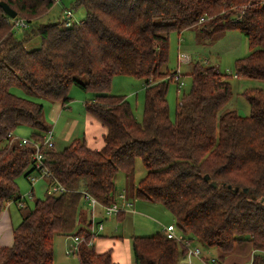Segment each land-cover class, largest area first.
<instances>
[{"label":"trees","instance_id":"trees-1","mask_svg":"<svg viewBox=\"0 0 264 264\" xmlns=\"http://www.w3.org/2000/svg\"><path fill=\"white\" fill-rule=\"evenodd\" d=\"M57 1L0 0L28 25L17 37L0 7V214L21 200L17 180L32 172V144L42 146L50 131L37 100L65 107L73 87L91 95L84 110L106 129L104 146L95 151L76 139L61 152L42 149L44 166L68 192L19 208L22 220L12 245L0 247V264H53L55 237L91 240V222L80 226L82 193L110 206L115 177L132 175L137 159L146 174L131 187L133 200L160 205L178 234L219 251L216 264L242 244L253 251L249 264H264V90L242 93L247 117L221 113L232 99L230 76L196 64L173 121L166 98L173 32L194 30L210 43L240 33L249 54L234 63L237 79L264 82V0H76L82 22L38 25ZM37 38L39 47L27 51ZM121 76L144 82L140 122L125 96L109 93ZM21 127L31 144L10 143ZM130 241L133 264H181L187 253L162 231ZM75 256L79 264H116L111 250L93 245L81 244Z\"/></svg>","mask_w":264,"mask_h":264},{"label":"rangeland","instance_id":"rangeland-1","mask_svg":"<svg viewBox=\"0 0 264 264\" xmlns=\"http://www.w3.org/2000/svg\"><path fill=\"white\" fill-rule=\"evenodd\" d=\"M76 0H64L61 3L56 2L55 5L51 8L49 12H47L45 15H43L41 18L37 20L38 25H44V24H52L61 22L63 20L64 15L62 14V5L66 6V9H69L73 14V24L80 23L85 18V12L82 8H74L73 4ZM62 16V18H61ZM15 34L17 37H20L22 34V29H15ZM180 46V47H179ZM39 47V39H34L27 43L25 45V48L27 51L35 50ZM180 50L178 51V49ZM169 57H168V63L166 65V68L171 73H176L179 71L180 74V83L182 86L179 87V84H176L174 81L170 82L168 85L167 90V102L169 105L170 110V118L173 121L175 119V113H176V104L177 101L182 97L183 94H187L191 87V79L187 75L190 68L193 67V65L200 64L202 66H214L221 74L227 75L230 85H231V91H232V99L229 101V103L225 106V108L222 110L221 113H225L227 111H235L238 115L241 117H247L249 115V106L247 102L244 100V98L241 96L243 92L246 90L251 89H261L264 90V82L261 81H255V80H240L234 78L235 71H234V63L237 59H241L246 57L249 54L248 44L245 40V38L238 32H227L224 35L219 36L215 41L207 42L203 41L201 36L198 34L197 31L194 30H186L183 31L180 34L177 33H171L169 36ZM183 53L186 54L189 57V61L187 64H181L178 66V54ZM70 92V98L72 103H83L82 100L79 99V96H83L86 98L85 101H87L89 98H91V95L83 93L78 88L73 87ZM14 93L22 94L19 91L14 90ZM110 95H117V96H125L128 102L131 105L133 114L135 119H137L138 122L141 121L142 112H143V106H144V82L142 80H137L131 77H115L112 81V86L110 89ZM78 96V98H74ZM84 101V102H85ZM38 103L42 104L44 107V121L45 124L49 127L50 132H52V126L53 123H51L50 118L48 116L49 108H51V105L48 104V102L43 100H37ZM73 105V104H71ZM70 105V106H71ZM73 109V112L75 114H78L81 112V110L76 109V106L73 105L71 107ZM69 114V113H67ZM54 126H56L54 124ZM53 126V127H54ZM60 128V132L64 133V130L62 128V124L57 126ZM53 133V132H52ZM31 134V131L27 127H21L17 129L14 132V136L18 139H29ZM53 136V144L54 145V151L61 152L66 146L69 144L67 143H61L60 146L57 145V139L55 133L52 134ZM146 174L145 168L143 167L142 162L137 159L135 161V168L134 173L132 175L126 176L122 173L118 174L119 181L118 185H122L124 189L127 190V193L130 195L131 193V187L135 186ZM17 185L19 189V196L21 198H26V203L28 208H32L34 206V202L36 200H40L45 197V188L44 181L38 180L34 186V199H28L27 195L31 191V185L28 181L25 180L24 177H21L17 180ZM115 191L116 193H119L120 190L119 186L115 185ZM136 200V199H134ZM16 208V205H14ZM154 206H157L162 212L165 211L160 205L154 204ZM166 216H168V212L165 213ZM156 214L151 215L148 219L150 222H152L154 226V232H146L143 230L141 233L146 234H136L141 235L143 237L152 236L155 235V233L158 231V228L160 225L161 218L157 217ZM158 218V219H157ZM115 218H111L109 221L114 220ZM96 222H98L96 220ZM108 224H102L103 230L99 232L101 235H105L106 231L110 228L111 233H109L107 238H118L122 236L123 243L122 245L125 246V242L129 238V235L127 234L126 230L121 226L118 228V231L115 232L114 224L113 222ZM165 227V226H164ZM160 230V228H159ZM132 233V232H131ZM138 233V232H136ZM118 241H116L117 243ZM72 245L71 238L66 237H55L54 243H53V250H54V260L53 264H79L77 257L75 255L72 256H66L65 252L67 249L70 248ZM121 246L120 243H117L116 246L111 249H114L116 252H120V249L117 247ZM194 247H197L200 249L202 256L210 259V258H217L218 252L217 250H207L203 246H201L199 243H195L193 245ZM98 249L96 248V251ZM128 252H131L130 246L128 247ZM121 253V252H120ZM117 264H133L132 259V253L130 256V259H128V255L125 251L121 254L120 257H117L116 259Z\"/></svg>","mask_w":264,"mask_h":264},{"label":"crops","instance_id":"crops-1","mask_svg":"<svg viewBox=\"0 0 264 264\" xmlns=\"http://www.w3.org/2000/svg\"><path fill=\"white\" fill-rule=\"evenodd\" d=\"M64 0H58L57 2H62ZM64 8V9H63ZM63 11L69 10L66 9L65 5H62ZM62 11V14H63ZM71 11V9H70ZM73 16V14H72ZM62 18V16H61ZM84 20V19H83ZM82 20V21H83ZM81 21V22H82ZM180 47V46H179ZM178 47V48H179ZM180 48L178 49V51ZM187 64V63H186ZM180 66V65H178ZM73 89V88H72ZM72 91V90H71ZM70 91V92H71ZM78 98V96L74 97ZM79 99L82 100L83 103H70L69 105L63 107L60 104H50L51 108H49L48 116L50 118L51 123H53L56 126H52V132L55 133L57 139V145L60 146L61 143H71L72 141L76 139H84L87 147L91 150L98 151L102 149L104 146V136L106 134V129L101 126L99 122H97L94 118H92L90 115L86 114L84 110V101L86 100L85 97L79 96ZM90 99V98H89ZM73 100V99H72ZM74 101V100H73ZM76 106L77 111L81 110L80 113L75 114L73 112V105ZM71 105V106H70ZM69 113V114H67ZM62 124V128L64 130V133L60 132V128H58V125ZM51 132V136L52 133ZM53 140V136H52ZM54 145L53 144V151H54ZM57 152V151H55ZM26 181L27 178H25ZM44 181V180H41ZM119 178L118 176L115 177L114 183L115 185L119 186V189L124 191L126 194L127 199L132 203V206L129 210L125 211L124 213L117 215L113 218L114 220L109 221V219H105L101 216V212L98 210L96 214V220L100 223L108 224V222L114 224L115 232L118 231V228L121 226L126 230L127 234L129 235V238L125 242V246L122 245L123 239L122 236L118 238H107L106 235L111 233V229L109 228L106 231L105 235L99 234V236L94 240L93 246L98 249L97 253H103L107 250L112 251V261L116 263V258L120 257L123 251H125V255L127 253L128 259H130L131 253L128 252V247L131 248V241L130 238L133 236H138L136 234H146L141 233L143 230L146 232H154V226L152 222L148 219L151 215H158L157 217L161 218L162 220L158 219L160 221V225L157 232H160L164 226L172 225L174 224L173 217L168 213V216H166L165 213L162 212L157 206H154V204L142 202L138 200H133L131 196L127 193V190L122 187V185H118ZM47 182L44 181V188L46 187ZM34 186L31 188L32 191V197L30 199H34ZM120 191V192H122ZM119 192V193H120ZM118 193V194H119ZM24 203V207H28L26 203V198H21ZM16 205V208H14ZM81 212L84 215L85 223H81L80 226H87V224L90 221V213L86 208L85 203H82L81 206ZM22 220L20 209L17 207L16 203H9L6 205L5 209L0 214V247H10L12 245V231L15 227H17ZM132 232V233H131ZM138 232V233H136ZM156 232V233H157ZM153 235V234H152ZM141 236V235H139ZM117 243H120L121 246L118 245L117 249H120V252H115L114 249H111L116 246ZM195 245V243H192V246ZM194 247V246H193ZM218 256H220L219 251ZM253 256V251L249 244H242L240 246H237L233 253L226 256L224 264H249L251 262ZM204 257V256H203ZM117 264V263H116ZM192 264H199L198 260H192Z\"/></svg>","mask_w":264,"mask_h":264},{"label":"built area","instance_id":"built-area-1","mask_svg":"<svg viewBox=\"0 0 264 264\" xmlns=\"http://www.w3.org/2000/svg\"><path fill=\"white\" fill-rule=\"evenodd\" d=\"M63 20L61 21L62 28H70L73 25V16L72 12L65 10L63 11ZM10 25L12 29H22L26 30L28 28L27 23L16 17L14 19H10ZM178 65L186 64L189 61V57L186 54L179 53L178 57ZM234 78L237 79V76L235 75ZM173 81L176 84H179V87L182 86L180 83V74L179 71L175 73V76L173 77ZM8 138L11 140L10 143L19 141L23 145L31 144V142L28 139H18L13 134H9ZM34 148V153L32 156L33 164L31 165L32 172L28 175L27 180L31 185V188L38 180H44L47 182L46 188H45V195H62L64 193H67L68 190H66L64 187H62L57 180L52 176L51 172L44 166V157L42 154V149H45L47 151L53 150V140L51 136V132L49 131L45 137L43 145L40 146L39 144H32ZM28 199L32 197V191H30L27 195ZM82 200L86 205L87 210L90 213V222L92 224V227L90 228V234L92 235L91 240H85L83 237L75 236L71 238L72 245L69 249L66 250L65 254L66 256H72L76 255L78 253V249L81 244H86L87 246H92L93 242L96 238V236L103 230V226L100 222H96V214L99 210L101 212V216L105 219H109L112 217H115L119 214L124 213L125 211L129 210L132 206V203L127 199L126 194L124 191L118 193H115L113 202L110 206H102L100 205L93 197H91L87 193H82ZM18 208H23L24 203L21 199L19 202L16 203ZM167 239L174 240L187 249V253L185 256L184 261L181 264H192V260H198L199 264H216L215 258H210L208 262L204 259L205 257L202 256V253L199 248L193 247L192 244L185 239L184 235L178 234L175 230L174 224L168 225L162 228L161 230ZM94 238V239H93Z\"/></svg>","mask_w":264,"mask_h":264},{"label":"water","instance_id":"water-1","mask_svg":"<svg viewBox=\"0 0 264 264\" xmlns=\"http://www.w3.org/2000/svg\"><path fill=\"white\" fill-rule=\"evenodd\" d=\"M0 7L2 8L5 15H7L10 19H14L17 17V14L14 11H12L6 4L0 3ZM205 180H208L207 176L205 177ZM211 187L215 188L216 184L211 183ZM245 192L247 193V190H245Z\"/></svg>","mask_w":264,"mask_h":264}]
</instances>
